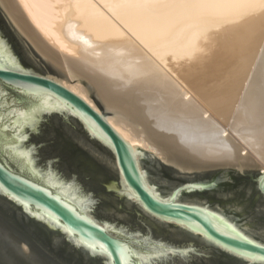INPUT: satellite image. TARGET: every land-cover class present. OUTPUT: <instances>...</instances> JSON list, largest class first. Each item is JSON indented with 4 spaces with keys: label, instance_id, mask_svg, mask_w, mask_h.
<instances>
[{
    "label": "water",
    "instance_id": "obj_1",
    "mask_svg": "<svg viewBox=\"0 0 264 264\" xmlns=\"http://www.w3.org/2000/svg\"><path fill=\"white\" fill-rule=\"evenodd\" d=\"M0 38V264H264L259 166L171 175L40 73L1 7ZM60 133L107 180L65 169Z\"/></svg>",
    "mask_w": 264,
    "mask_h": 264
},
{
    "label": "bare ground",
    "instance_id": "obj_2",
    "mask_svg": "<svg viewBox=\"0 0 264 264\" xmlns=\"http://www.w3.org/2000/svg\"><path fill=\"white\" fill-rule=\"evenodd\" d=\"M0 7L55 71L46 77L77 93L126 144L182 170L264 164V0Z\"/></svg>",
    "mask_w": 264,
    "mask_h": 264
},
{
    "label": "flooded vegetation",
    "instance_id": "obj_3",
    "mask_svg": "<svg viewBox=\"0 0 264 264\" xmlns=\"http://www.w3.org/2000/svg\"><path fill=\"white\" fill-rule=\"evenodd\" d=\"M48 149H50V151L56 152L58 155H61L63 162H64L63 166L65 169L69 170V169H75L78 167H81L82 170L85 169L87 171L86 175H88L91 178V180L94 181L95 183V184L91 183L92 185L98 186L97 180H96L98 179L97 176H100V179L105 178V180H107V178L105 177L106 175L104 173L98 172L96 168H94V166H92L83 155L78 153L70 145V143L65 138L64 134L62 133L57 134L55 143L50 145ZM241 197L243 198V195ZM105 203L107 204L108 207H111V205L108 202H105ZM247 204L249 205L248 206L249 209L254 208L255 203L248 202ZM259 222L264 223V219L259 218ZM60 254H61L60 256L64 258L67 262L73 263V264H80L79 262L75 261L73 257H70L69 255H66L64 253H60Z\"/></svg>",
    "mask_w": 264,
    "mask_h": 264
},
{
    "label": "rangeland",
    "instance_id": "obj_4",
    "mask_svg": "<svg viewBox=\"0 0 264 264\" xmlns=\"http://www.w3.org/2000/svg\"><path fill=\"white\" fill-rule=\"evenodd\" d=\"M7 21L9 22L8 18H7ZM11 27H12V25H11ZM20 41H21L22 47L36 60L38 66H39V72L40 73L44 74L47 77H51V76L54 77V76H56L55 71L53 70V68H51V66L48 63H46L43 59L41 60V58H39L40 56L35 52V50L31 46H28L26 43H24V41L21 38H20ZM224 129H228V130H226L227 133L225 132L226 135L229 134V133H231L229 131V128L228 127H225L224 126ZM225 133H224V135H225ZM231 136H233L234 139L237 138L236 135H234L233 133H231ZM237 140H238V138H237ZM241 144L243 145L242 148L244 149V151L242 153L243 154L248 153L249 152L248 147L245 146V144H243V143H241ZM149 156L152 158V160L154 162L159 163V164H162L166 168L174 169L171 175L182 176V177H189V178H197V177L200 178V177H206V176L210 175L211 173H213L215 171H221V168H219V167L208 168V169L182 170L179 167H176L174 165H169L168 163H165L164 161H162L160 158H157L156 156H151L150 154H149ZM251 156H252V154H251ZM253 157H255V156L253 155ZM258 166H259V168L261 170L264 171V164H258Z\"/></svg>",
    "mask_w": 264,
    "mask_h": 264
},
{
    "label": "snow or ice",
    "instance_id": "obj_5",
    "mask_svg": "<svg viewBox=\"0 0 264 264\" xmlns=\"http://www.w3.org/2000/svg\"><path fill=\"white\" fill-rule=\"evenodd\" d=\"M0 39H2V38H0ZM225 135H226V133H225Z\"/></svg>",
    "mask_w": 264,
    "mask_h": 264
}]
</instances>
